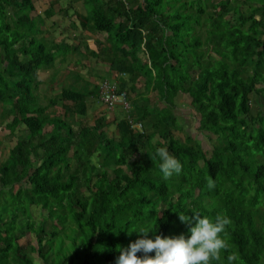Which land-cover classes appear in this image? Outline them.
Here are the masks:
<instances>
[{
  "label": "trees",
  "instance_id": "obj_1",
  "mask_svg": "<svg viewBox=\"0 0 264 264\" xmlns=\"http://www.w3.org/2000/svg\"><path fill=\"white\" fill-rule=\"evenodd\" d=\"M72 1L86 11L74 27L96 45L85 43L87 54L114 74L104 80L126 93L131 114L109 110L100 85L41 98L39 74L53 72V85L57 60L80 48L45 28L52 6L32 16L34 0H0V105L11 133L26 132L0 165V264H35L20 243L28 234L43 264H116L118 246L142 238L141 228L151 239L189 237L178 214L193 213L231 220L229 249L211 264H229L232 253V264H264V0ZM185 96L196 133L215 137L210 157L194 134L177 136ZM90 99L104 106L95 123ZM159 147L180 161L179 175L163 178Z\"/></svg>",
  "mask_w": 264,
  "mask_h": 264
},
{
  "label": "rangeland",
  "instance_id": "obj_2",
  "mask_svg": "<svg viewBox=\"0 0 264 264\" xmlns=\"http://www.w3.org/2000/svg\"><path fill=\"white\" fill-rule=\"evenodd\" d=\"M219 0H214L217 3ZM34 4L36 6V12L32 14L35 16L37 14H43L44 12L52 6V10L55 15L49 18H46V27L49 29V33L54 37L53 39L58 42H63L68 45L78 46L80 51L72 52L69 56L66 64L62 65L61 59L57 60L56 69L59 71L58 76L55 78V82L50 86L48 80H50V75L53 72L44 71L41 72L38 76V80L41 82V86L39 89V94L41 98L49 99L50 97L58 94L60 96L62 88H68L72 86L81 87L87 84L90 89H94L93 86L100 85L102 80L104 79H113L114 74L110 72L109 68L105 65H100L96 58L87 54V50L85 48V43L90 45V48L96 49V45L90 37H87V33L82 30L81 27H74V24L80 25V17L86 14L82 2H73L72 0H34ZM245 12V9L244 11ZM236 16H230L229 20L232 24L236 22ZM64 51L60 52L63 53ZM66 65V67H64ZM141 85L137 86V91H140ZM128 96L130 100L133 102L132 93ZM131 96V97H130ZM153 98V95H152ZM191 102L188 96L180 97L178 100L179 109L176 110V114L178 113L180 116H184L186 120L187 127L185 126L184 132L178 133L177 136L182 139L186 138V132H190L194 134L195 138L200 141L204 148L209 150L208 157L211 156V149L213 142L211 139H215V137H211L207 132L204 133H196L194 118H192V111L189 107V103ZM47 101H43V104H47ZM97 109V113H94V110ZM104 110L103 105L99 101H89L88 103V117L89 122H96V118L100 117V111ZM53 109H50L52 111ZM57 113H61V106L58 104L55 107ZM252 110L256 114L258 111L257 103H252ZM3 107L0 105V165L4 162L13 147L25 138L26 132L23 131L24 127L21 126L14 134L7 128V125L12 121L11 115L3 116ZM110 112V111H109ZM107 122L113 120L115 115L113 113H108L106 115ZM109 135L112 136L114 129L112 127L109 128ZM211 137V139H210ZM215 142V141H214ZM93 163L96 164V158H93ZM203 165V162H201ZM32 215L35 220L40 221L44 212L41 211L40 208L32 207ZM51 228H47V230ZM20 243L26 246L27 251L29 252V256L34 259L35 264H43L42 260L38 257L37 254H32L31 248L36 247V239L34 235H26L24 239L20 241Z\"/></svg>",
  "mask_w": 264,
  "mask_h": 264
},
{
  "label": "clouds",
  "instance_id": "obj_3",
  "mask_svg": "<svg viewBox=\"0 0 264 264\" xmlns=\"http://www.w3.org/2000/svg\"><path fill=\"white\" fill-rule=\"evenodd\" d=\"M129 111L130 109L126 113L128 116L131 114ZM156 155L161 161L159 168L164 179L181 173L182 164L168 152L167 148H157ZM150 158L153 159V157ZM206 180L207 187L213 189L215 187L214 180L211 177H206ZM178 216L182 223L189 225V237L186 238L183 234L176 237L155 235L154 239H151L148 238L149 233L155 234V232L150 228H141L135 232L141 234L142 238L130 243L127 248L118 246L120 255L116 264H211L213 260L219 261L221 251L229 249L226 227L230 225L231 220L220 214L215 217L214 221L207 216L202 218L199 213H193L191 217L179 214ZM194 221L195 224L192 226ZM138 253H142V255H138ZM150 253H154V255H150ZM236 259L235 253L229 254L227 257L229 264H232Z\"/></svg>",
  "mask_w": 264,
  "mask_h": 264
},
{
  "label": "built area",
  "instance_id": "obj_4",
  "mask_svg": "<svg viewBox=\"0 0 264 264\" xmlns=\"http://www.w3.org/2000/svg\"><path fill=\"white\" fill-rule=\"evenodd\" d=\"M100 99L109 110H113L117 105L126 111L130 109V104L126 102V93H118L116 84L110 80H104L100 84Z\"/></svg>",
  "mask_w": 264,
  "mask_h": 264
},
{
  "label": "crops",
  "instance_id": "obj_5",
  "mask_svg": "<svg viewBox=\"0 0 264 264\" xmlns=\"http://www.w3.org/2000/svg\"><path fill=\"white\" fill-rule=\"evenodd\" d=\"M87 35V34H86ZM95 50V49H94ZM101 101V100H100ZM104 107V106H103Z\"/></svg>",
  "mask_w": 264,
  "mask_h": 264
}]
</instances>
